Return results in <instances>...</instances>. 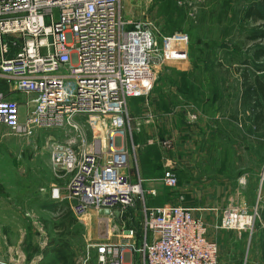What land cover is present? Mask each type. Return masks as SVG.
Wrapping results in <instances>:
<instances>
[{
    "label": "built area",
    "instance_id": "obj_1",
    "mask_svg": "<svg viewBox=\"0 0 264 264\" xmlns=\"http://www.w3.org/2000/svg\"><path fill=\"white\" fill-rule=\"evenodd\" d=\"M122 1L0 0V80L30 96L21 118L19 103L0 91V124L22 135L48 127L70 133L49 145L53 175L66 182L65 194L57 183L49 193L75 218L92 212L105 221V235L91 244L96 264H218L219 245L193 213L201 208L147 206L142 179L132 178L128 101L150 93L159 66L188 54L185 34L157 37L148 20L124 17ZM161 181L174 187L177 178L166 168ZM137 196L140 236L128 213ZM254 216L228 206L215 227L251 232Z\"/></svg>",
    "mask_w": 264,
    "mask_h": 264
},
{
    "label": "rangeland",
    "instance_id": "obj_2",
    "mask_svg": "<svg viewBox=\"0 0 264 264\" xmlns=\"http://www.w3.org/2000/svg\"><path fill=\"white\" fill-rule=\"evenodd\" d=\"M256 1H122L124 17L148 20L157 37L177 32L186 35L187 59L192 66L184 70L171 65L182 60L159 66L152 91L169 94L158 105L160 109L169 110L172 104L186 106L188 103L193 111L188 120H203L209 130L195 148L206 149V158L223 157L230 166L229 171L241 164L260 166L264 170L261 161L264 159V129L250 130L247 114L238 110L240 74L237 68L242 66L238 60L248 55V49L254 44L264 45V40H246L248 34L262 28L264 23L242 20L246 7ZM133 101L136 105L138 100L129 99V115ZM215 110L219 114L217 118L212 114ZM80 122L90 139L92 133L85 118ZM69 134L57 127L39 128L29 135L0 128V237L7 238L6 243L0 242V264H96L91 244L105 235V221L92 212L81 220L71 215L73 224L68 229H58L60 213L57 209L69 205L65 199H52L48 192L55 178L48 157L49 145L52 140L65 142ZM169 141V138L160 141L167 155L172 147L167 146ZM128 148L131 153V146ZM232 157L238 160L232 163ZM171 171L178 181L176 171ZM136 202L132 224L139 229L142 217L138 196ZM248 209L255 214V224L261 210L256 204ZM114 232L116 234V228ZM57 245L64 246L61 253L54 251Z\"/></svg>",
    "mask_w": 264,
    "mask_h": 264
},
{
    "label": "crops",
    "instance_id": "obj_3",
    "mask_svg": "<svg viewBox=\"0 0 264 264\" xmlns=\"http://www.w3.org/2000/svg\"><path fill=\"white\" fill-rule=\"evenodd\" d=\"M171 65L176 69L184 70L192 66L188 59ZM154 90L146 97L130 99V101H138L136 105L134 101L132 104L130 113L132 138L127 139L131 148L133 146L130 153L131 167L134 169L132 178L142 179L146 205L180 203L192 208H201L193 213L203 218L207 224L209 237L219 245L218 264H264V214L263 217L261 215L264 212L263 167L241 164L240 167H233V171H229L230 166L223 157L218 155L206 158L204 154L206 149L195 148L202 142L201 137L203 135L206 137L209 131L205 122L188 120L187 117L193 112L188 103L186 106L172 104L169 110L160 109L158 105L162 104V100L169 94H165L162 90ZM0 91L19 103L20 116L24 118L29 109L27 101L30 96L13 90L4 80H0ZM171 95L173 96V93ZM212 114L215 118L219 117L216 110ZM183 118H186L185 122ZM2 126L5 127L0 124V128ZM164 138L172 141L167 145L172 146L168 155L165 154V147L160 143ZM237 160L236 157H232V163ZM261 161L264 163L263 158ZM165 168L176 171L178 181L175 187H167L162 183L161 177ZM53 183L61 186V192L65 194V180L54 178L51 184ZM150 190H154L155 195L150 194ZM255 204L261 212L251 232L238 233L235 230L215 227L225 207L233 206L249 210L248 208ZM137 205L136 202L134 208ZM140 205L139 213L143 217L142 203ZM59 208L60 206L58 211ZM134 208L128 212L132 216ZM4 239L7 238L2 235L0 242L6 243ZM1 251H5L3 246Z\"/></svg>",
    "mask_w": 264,
    "mask_h": 264
},
{
    "label": "trees",
    "instance_id": "obj_4",
    "mask_svg": "<svg viewBox=\"0 0 264 264\" xmlns=\"http://www.w3.org/2000/svg\"><path fill=\"white\" fill-rule=\"evenodd\" d=\"M242 20L264 23V0H257L248 5L242 13ZM263 25L262 28L255 29L251 34H248L246 40H264ZM247 53L248 55L245 54L241 60H238V63L242 65L241 68H237L240 74L238 110L247 114L250 122L249 129L258 131L264 129V74H262L264 73V45L254 44ZM59 213L60 222L57 224V228L68 229L74 222L72 218H69L73 215L72 212L69 207H61ZM138 234L140 236V231ZM63 248L64 246L57 245L54 251L61 253Z\"/></svg>",
    "mask_w": 264,
    "mask_h": 264
},
{
    "label": "water",
    "instance_id": "obj_5",
    "mask_svg": "<svg viewBox=\"0 0 264 264\" xmlns=\"http://www.w3.org/2000/svg\"><path fill=\"white\" fill-rule=\"evenodd\" d=\"M98 214L99 215H109L110 211L108 209H100L98 211ZM113 214L115 215V217H118L119 216V211L118 210H114Z\"/></svg>",
    "mask_w": 264,
    "mask_h": 264
}]
</instances>
